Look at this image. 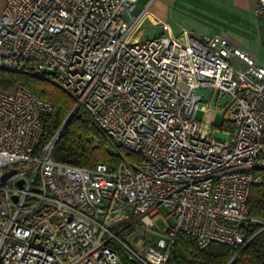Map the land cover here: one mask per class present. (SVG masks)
<instances>
[{"label":"built area","instance_id":"1","mask_svg":"<svg viewBox=\"0 0 264 264\" xmlns=\"http://www.w3.org/2000/svg\"><path fill=\"white\" fill-rule=\"evenodd\" d=\"M136 1L4 0L0 67L54 73L131 156L113 169L54 160L57 132L39 147L52 103L22 84L0 90V264H168L178 231L199 247L264 231L247 208L264 167V63L223 31L140 39L148 4L133 14Z\"/></svg>","mask_w":264,"mask_h":264},{"label":"trees","instance_id":"2","mask_svg":"<svg viewBox=\"0 0 264 264\" xmlns=\"http://www.w3.org/2000/svg\"><path fill=\"white\" fill-rule=\"evenodd\" d=\"M22 84L39 97L50 101L52 111L42 116L43 132L39 147L51 139L71 112L75 100L63 89L54 73L36 72L32 68L18 70L0 67V90L11 92ZM131 156L130 152L118 147L80 109H76L62 127L52 150L56 161L92 168L97 162H104L108 168L117 166L121 155ZM260 181L250 186L247 198L249 213L264 219V167L254 169ZM256 230L248 228V237ZM168 264H264V231L254 234L246 244L229 246L212 242L199 247L195 239L185 232L178 231L170 246Z\"/></svg>","mask_w":264,"mask_h":264},{"label":"rangeland","instance_id":"3","mask_svg":"<svg viewBox=\"0 0 264 264\" xmlns=\"http://www.w3.org/2000/svg\"><path fill=\"white\" fill-rule=\"evenodd\" d=\"M143 0H139L137 6H139ZM135 14V11L133 12ZM256 20L258 17L255 15ZM209 15L201 12V7H198L194 4L193 1L189 0H174L170 6V12L168 16L164 19L161 17H154L151 14H146L136 25L134 32L139 31L140 39L152 38L163 32L165 29L171 27L172 32L175 35L180 34L181 32L189 31L194 35L200 36L203 34H214V32L224 31L227 35L231 36L236 42L240 43L241 40L237 36H232L231 33L236 34L235 25L233 23H228L224 21H209ZM234 32H233V31ZM254 44V43H253ZM255 50V46L252 47ZM230 62L234 65L241 66V61L232 57ZM201 93V92H199ZM208 96L206 92L205 99ZM224 95L221 96V103L224 102ZM210 106H215L214 100L211 101ZM74 108V106H73ZM72 108V109H73ZM214 108V107H213ZM213 134L218 137H224V134L218 130H214ZM0 169V173H1ZM159 212L153 216L154 221L158 227H163L165 223L163 218L169 214V207L165 205H160L158 207ZM144 230H138L139 233H142L144 241H154L158 236V228H143ZM133 236V237H132ZM131 240L134 239V235L130 234L129 237Z\"/></svg>","mask_w":264,"mask_h":264},{"label":"crops","instance_id":"4","mask_svg":"<svg viewBox=\"0 0 264 264\" xmlns=\"http://www.w3.org/2000/svg\"><path fill=\"white\" fill-rule=\"evenodd\" d=\"M139 0L136 1L135 14L139 13L145 5L148 4L146 14H151L154 17L165 18L170 12L171 3L174 0H143L137 6ZM193 1L198 7H201V12L209 15V21H224L235 25L236 34L241 42H236L231 36L229 42L232 45H238L255 53L257 60L264 63V17L257 16L254 12V7L257 0H189ZM4 6V0H0V12ZM255 15L258 17L256 20ZM140 19V21H141ZM171 29V27L168 26ZM233 31V30H232ZM224 32V31H223ZM234 32V31H233ZM215 33V32H214ZM211 35V34H203ZM136 36L140 38L139 31ZM254 43V44H253ZM255 46V50L254 47Z\"/></svg>","mask_w":264,"mask_h":264},{"label":"water","instance_id":"5","mask_svg":"<svg viewBox=\"0 0 264 264\" xmlns=\"http://www.w3.org/2000/svg\"><path fill=\"white\" fill-rule=\"evenodd\" d=\"M75 110H76V108H73V109L71 110V112L69 113V115L67 116V118L64 120L63 124L61 125V127H60L59 130L57 131V134H58V135H59V133H60L62 127L66 124V122L68 121L69 117L72 115V113H73ZM12 172H13V169H10L9 171H6V172L2 175L1 179H4L6 176H8V175H9L10 173H12Z\"/></svg>","mask_w":264,"mask_h":264}]
</instances>
